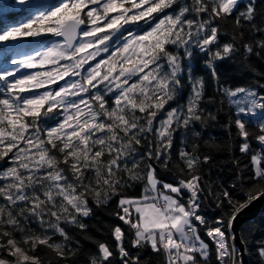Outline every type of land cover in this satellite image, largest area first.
<instances>
[{
    "label": "snow or ice",
    "instance_id": "1",
    "mask_svg": "<svg viewBox=\"0 0 264 264\" xmlns=\"http://www.w3.org/2000/svg\"><path fill=\"white\" fill-rule=\"evenodd\" d=\"M241 2L15 0L27 15L12 24L0 11V51L34 44L0 65V264H44L41 248L55 264H77L72 228L85 231L91 204L110 202L121 222L110 229L114 247L97 242L86 264H145V247L164 264H243L248 243L237 218L264 197V83L233 88L216 73L217 61L237 53L264 59L256 0L243 10ZM245 30L262 38L247 42ZM198 54L215 96L206 98L194 75ZM204 103L227 106L225 127L252 165L234 160L235 180L218 190L203 178L211 157L198 143H185L178 161L172 154L177 133L199 138L197 123L216 119ZM135 185L142 191L129 194ZM257 243L264 264V240Z\"/></svg>",
    "mask_w": 264,
    "mask_h": 264
},
{
    "label": "trees",
    "instance_id": "2",
    "mask_svg": "<svg viewBox=\"0 0 264 264\" xmlns=\"http://www.w3.org/2000/svg\"><path fill=\"white\" fill-rule=\"evenodd\" d=\"M249 0H242L238 7L243 10L246 3ZM257 6V19L258 25L264 26V0H256ZM0 11H2L3 22L5 24H12L16 21L23 20L27 13L15 3V0H0ZM2 26V25H0ZM228 31L231 32V26ZM259 34H252L245 30L244 40L251 42L254 39H260ZM40 39V38H36ZM227 37L222 39L226 40ZM34 44L29 38L19 45L16 50L9 51L4 49L0 51V65L10 67L11 65L6 64L5 61L8 57L19 56L24 53L30 52ZM264 55V54H262ZM204 59L206 57L197 55L194 60V75L203 77L205 82V97L215 96V84L213 81L212 73L204 66ZM216 73L221 84L225 86H231L233 88L237 86L256 87L257 81L264 83V78L259 76L257 73H264V59L252 55L245 59L240 53H237L231 58H226L216 62ZM189 94L187 87L178 97L179 103H185ZM217 99L219 97L217 96ZM175 106V103H173ZM202 107L208 112L216 114V119H209L207 123L201 127L199 123L196 125V129L201 131L199 138L185 135L183 132H179L176 135L173 143V159L178 161V152L181 148L185 147L187 143L188 149H191L192 143L195 141L199 144V152L203 155H208L211 160L201 166V172L205 181L211 183L214 190H218L220 185L228 187L236 178L237 169L234 160L240 161V166L243 168L244 165L252 167L249 157L239 151L240 138L235 136V130L233 129L230 133L228 128L225 126L229 122L228 108L225 105L223 110L220 109L218 103H204ZM256 131L255 128L252 129ZM252 148L258 150L257 143L252 141ZM2 163V162H0ZM247 175H251L248 169H244ZM163 176L165 179L171 181L172 175L164 172ZM249 187L251 184L248 185ZM131 195H139L142 191L139 185L133 186L128 190ZM239 199L243 200V194L238 196ZM206 205L211 207H205V213L210 217L214 218L219 215V209H216L215 202L212 200L205 201ZM93 214L87 218H84V223L88 225L85 231H81L78 228H72L70 235L80 241L81 252L78 253L77 264H86V256L88 254L96 253L97 242H105L110 246L114 247V240L111 236V227L114 224L121 223L116 219L112 213L116 210L115 202H110L108 205L97 206L91 204ZM261 211L255 215L250 221H246L241 227L240 231L247 239V256L249 264H261V258L257 253L258 241L264 240V203L261 207ZM60 238L57 237V240ZM74 246V245H73ZM129 250L135 255L136 249H133L129 245ZM37 254L44 261V264H55L54 254L46 249L41 248L37 250ZM140 255L144 260L145 264H164V257L160 254L154 253L150 248L145 247L140 250ZM71 264V261L68 262ZM213 264H215L213 258Z\"/></svg>",
    "mask_w": 264,
    "mask_h": 264
},
{
    "label": "water",
    "instance_id": "3",
    "mask_svg": "<svg viewBox=\"0 0 264 264\" xmlns=\"http://www.w3.org/2000/svg\"><path fill=\"white\" fill-rule=\"evenodd\" d=\"M264 203V197H262L260 200L256 201L250 208L245 209L240 216L237 218L238 219V224L237 228L240 230V227L247 221L252 220V218L255 217L256 214L261 211V207ZM237 246L243 248V246L240 244L239 239L237 240ZM248 252H244L243 254V264H249L248 262Z\"/></svg>",
    "mask_w": 264,
    "mask_h": 264
},
{
    "label": "rangeland",
    "instance_id": "4",
    "mask_svg": "<svg viewBox=\"0 0 264 264\" xmlns=\"http://www.w3.org/2000/svg\"><path fill=\"white\" fill-rule=\"evenodd\" d=\"M60 83H63V81H60Z\"/></svg>",
    "mask_w": 264,
    "mask_h": 264
}]
</instances>
